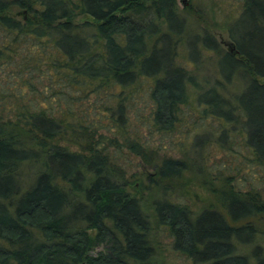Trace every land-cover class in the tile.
<instances>
[{
    "label": "trees",
    "instance_id": "obj_1",
    "mask_svg": "<svg viewBox=\"0 0 264 264\" xmlns=\"http://www.w3.org/2000/svg\"><path fill=\"white\" fill-rule=\"evenodd\" d=\"M201 1L230 49L176 0H0V97L11 102L0 115V264H165L158 228L189 264H264L257 245L238 251L264 217L262 190L204 176L213 201L193 212L167 198L187 158H158L128 135L137 121L172 133L189 107L235 126L245 167L264 172V0H235L234 11ZM210 52L212 84L188 67ZM235 77L243 85L229 97ZM123 147L155 169L152 192L166 196L149 193L151 216L126 188Z\"/></svg>",
    "mask_w": 264,
    "mask_h": 264
},
{
    "label": "rangeland",
    "instance_id": "obj_2",
    "mask_svg": "<svg viewBox=\"0 0 264 264\" xmlns=\"http://www.w3.org/2000/svg\"><path fill=\"white\" fill-rule=\"evenodd\" d=\"M176 1L179 8L183 9V14L187 16L192 24H194L193 21H196L198 15H201L202 19H199L200 22L202 21L204 26L208 27V31L213 34L218 43L225 49H230L231 41L225 27L221 25L223 21L217 19L220 27H216L213 22L214 20H210L205 15L204 11L207 9L206 1ZM228 1L233 5L226 4L225 6H228L227 8L230 11H234L236 1ZM198 4L201 6V14L198 12ZM184 8H188L189 13ZM20 12L21 10H18V13ZM198 30L203 33L200 26H198ZM214 61L215 56L210 52L207 57L196 61L195 65L190 63L188 67L191 71H196L199 78L206 77L209 79V83L212 84L216 76L218 77ZM242 85V82L235 77L227 86L226 95L230 97L234 93H238ZM6 98L0 97V115L3 119L11 116V113L7 111L11 107V102L10 99ZM183 108L185 115L183 122L178 123L172 133L153 132L148 126L140 125L138 121L133 122L128 132L130 137L137 139L142 145L156 150L158 158H187L190 169L187 170L183 179L173 184V188L167 192V198L187 205L193 212L200 211L210 201H213L212 193L202 184L204 176L209 177L219 187L222 178L229 176L230 182L235 184L236 188L246 190L254 186L264 192V172H261L260 169H253V166L250 165L251 170L248 168L249 166L245 167L247 164H244L246 161L242 155H249V153L242 147V140L237 128L231 125H222L218 119L212 117L200 119L198 112L195 111L193 113V111H189V107ZM195 120H198V123L193 126ZM224 132L228 136L224 135L221 137ZM119 139L122 141V138ZM116 159L125 171V178L130 181L126 185L127 190L130 194L142 198V209L144 213L151 216L152 202L150 197H148L149 193L151 192V195L156 199L166 197L160 191L152 192V178L156 176L155 169L145 164L139 156L133 154L126 147L116 152ZM144 185H146V189L141 190L140 186ZM253 221L255 226H257L256 237L252 240L251 244L249 243V245L244 246L242 250L238 251L240 253L242 251L250 253L257 245L264 255V217L254 219ZM154 233H156L159 242V249L156 251L157 258L162 259L165 264H189V261L185 257L172 250V240L168 237L165 229H155ZM250 237V233L244 235L245 239H249ZM100 250H102V246L95 248L91 253H96Z\"/></svg>",
    "mask_w": 264,
    "mask_h": 264
}]
</instances>
